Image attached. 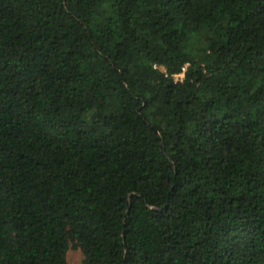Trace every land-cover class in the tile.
Here are the masks:
<instances>
[{
    "label": "trees",
    "instance_id": "16d2710c",
    "mask_svg": "<svg viewBox=\"0 0 264 264\" xmlns=\"http://www.w3.org/2000/svg\"><path fill=\"white\" fill-rule=\"evenodd\" d=\"M69 241L264 264V0H0V264Z\"/></svg>",
    "mask_w": 264,
    "mask_h": 264
},
{
    "label": "rangeland",
    "instance_id": "374dc122",
    "mask_svg": "<svg viewBox=\"0 0 264 264\" xmlns=\"http://www.w3.org/2000/svg\"><path fill=\"white\" fill-rule=\"evenodd\" d=\"M66 260L67 264H83L84 256L81 250L72 241L68 243Z\"/></svg>",
    "mask_w": 264,
    "mask_h": 264
},
{
    "label": "built area",
    "instance_id": "2783aa9c",
    "mask_svg": "<svg viewBox=\"0 0 264 264\" xmlns=\"http://www.w3.org/2000/svg\"><path fill=\"white\" fill-rule=\"evenodd\" d=\"M154 68H157V69H160V70H163V67L157 65V64H154L153 65ZM186 67H187V64H185L184 66L181 67V70L178 72V73H175V74H172V77L175 81H179V80H182L183 76H184V73H185V70H186Z\"/></svg>",
    "mask_w": 264,
    "mask_h": 264
}]
</instances>
